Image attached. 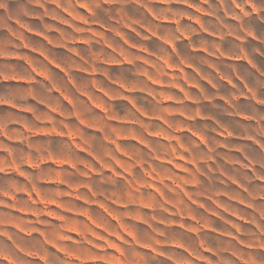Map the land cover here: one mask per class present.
I'll list each match as a JSON object with an SVG mask.
<instances>
[{
	"label": "clouds",
	"instance_id": "9594fccd",
	"mask_svg": "<svg viewBox=\"0 0 264 264\" xmlns=\"http://www.w3.org/2000/svg\"><path fill=\"white\" fill-rule=\"evenodd\" d=\"M0 264H264V0H0Z\"/></svg>",
	"mask_w": 264,
	"mask_h": 264
}]
</instances>
